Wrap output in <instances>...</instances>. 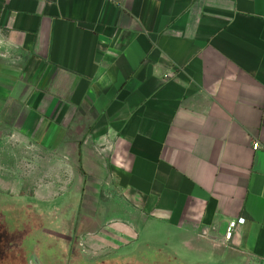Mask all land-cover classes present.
I'll list each match as a JSON object with an SVG mask.
<instances>
[{"label": "crops", "instance_id": "crops-1", "mask_svg": "<svg viewBox=\"0 0 264 264\" xmlns=\"http://www.w3.org/2000/svg\"><path fill=\"white\" fill-rule=\"evenodd\" d=\"M0 120L114 191L117 258L264 264V0H0Z\"/></svg>", "mask_w": 264, "mask_h": 264}, {"label": "rangeland", "instance_id": "rangeland-1", "mask_svg": "<svg viewBox=\"0 0 264 264\" xmlns=\"http://www.w3.org/2000/svg\"><path fill=\"white\" fill-rule=\"evenodd\" d=\"M57 158L0 120V264H165L150 253L112 255L116 223L104 236L95 233L94 221L117 195L87 180L83 156L64 163ZM102 244L108 255L100 253Z\"/></svg>", "mask_w": 264, "mask_h": 264}, {"label": "built area", "instance_id": "built-area-1", "mask_svg": "<svg viewBox=\"0 0 264 264\" xmlns=\"http://www.w3.org/2000/svg\"><path fill=\"white\" fill-rule=\"evenodd\" d=\"M252 148H253V150H258L260 148V144L258 142H255V143H253ZM244 222H245V220L243 218H239L235 221H230L228 223L226 230H225V233H224V239L226 242L230 241L236 227L238 225L244 224ZM197 229H199L200 235L202 237H208L209 230H207L206 228H201V227H197Z\"/></svg>", "mask_w": 264, "mask_h": 264}]
</instances>
